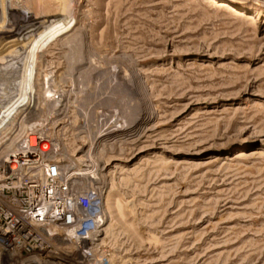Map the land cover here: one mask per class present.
I'll return each mask as SVG.
<instances>
[{"label":"rangeland","instance_id":"obj_1","mask_svg":"<svg viewBox=\"0 0 264 264\" xmlns=\"http://www.w3.org/2000/svg\"><path fill=\"white\" fill-rule=\"evenodd\" d=\"M69 1L35 38L0 39V82L43 97L0 160L32 131L52 143L78 190L99 189L109 264H264V0ZM79 64L106 103L58 116L55 88ZM132 121L133 137L99 143Z\"/></svg>","mask_w":264,"mask_h":264},{"label":"built area","instance_id":"obj_2","mask_svg":"<svg viewBox=\"0 0 264 264\" xmlns=\"http://www.w3.org/2000/svg\"><path fill=\"white\" fill-rule=\"evenodd\" d=\"M54 145L35 132L0 160V255L14 264H109L98 249V188L80 191ZM70 243L77 257L60 248Z\"/></svg>","mask_w":264,"mask_h":264},{"label":"bare ground","instance_id":"obj_3","mask_svg":"<svg viewBox=\"0 0 264 264\" xmlns=\"http://www.w3.org/2000/svg\"><path fill=\"white\" fill-rule=\"evenodd\" d=\"M57 1L60 0H55L54 2L52 0H0V39L3 37V35H7L8 33H12V32H17V34L19 35V37H21V39H25V38H30L31 39L35 38L37 36V34L34 35V32L37 30L42 29L46 24H48L49 22H51V20L60 15L61 13H67L68 16H70L71 14V8L69 5H71V3H69V0H63L65 1L64 3H62V1H60V5H57ZM214 1V0H213ZM49 2V5H47ZM52 2V3H51ZM53 3H55L53 5ZM36 4V5H35ZM49 6V7H48ZM60 6V7H59ZM219 6L223 7L224 9H228L227 4H220ZM230 10V8L228 9ZM227 10V11H228ZM233 11V10H231ZM230 11V12H231ZM20 13V17L18 18L16 16V14ZM64 15V14H63ZM66 17V16H65ZM67 18V17H66ZM59 20V19H58ZM8 22H13V24L9 25V29L6 26V24ZM58 24V23H57ZM60 24V23H59ZM52 28V27H51ZM24 33V34H23ZM36 33V32H35ZM10 37H7V39ZM13 43V42H12ZM10 44V43H9ZM13 64V62H11ZM17 63V62H16ZM28 63V62H27ZM19 64V62H18ZM2 65V64H1ZM8 65H10L8 63ZM84 64H79L75 69H73L68 75L69 78H63L61 80V82H59L60 84L57 85V88H55L56 90V95L53 96L55 98L54 101H52V103H54V107H57L56 109L62 111L61 113L59 112L58 116H62L63 115V110L65 111L68 108H74L76 106V104H82V105H86L90 106L91 109H95L98 107V103L100 104H105L103 102V98L98 99L96 97H99L100 95H98L96 92V94L98 96H95L93 94H89L88 91H90L92 89V91H96L98 90L97 88H101L102 84H100V82L98 81L97 83L95 82V80L93 79H98L99 75H90V76H85L82 79H79L78 77L75 78V74H78V68L80 66H83ZM3 66V65H2ZM24 66V65H23ZM28 66V65H27ZM4 67V66H3ZM2 67V68H3ZM7 67V66H6ZM10 67V66H9ZM8 67V68H9ZM18 67V66H17ZM0 68V69H2ZM15 68V67H14ZM66 68V67H65ZM5 69V68H3ZM19 69V68H18ZM67 69V68H66ZM11 70V69H10ZM17 70V69H16ZM1 71V70H0ZM14 71V70H13ZM78 71V72H77ZM4 72V71H3ZM23 73V72H22ZM56 72H53V74L55 75ZM49 75V73H47ZM103 74V73H101ZM7 75V73H6ZM52 75V74H51ZM50 75V76H51ZM11 75H9L10 77ZM14 76V75H13ZM11 76V78L13 77ZM21 76V75H19ZM36 77V76H35ZM109 77V76H108ZM20 78V77H19ZM24 78V77H23ZM47 78V77H46ZM3 79V78H2ZM14 79V78H13ZM12 79V80H13ZM22 78H20L21 80ZM28 79V78H27ZM107 79V78H106ZM18 80V79H17ZM19 80V81H20ZM25 80V79H24ZM45 80V79H44ZM91 80H93L96 84H93V82H91ZM105 80V79H104ZM27 80L23 81L24 83ZM101 81V80H100ZM103 81V80H102ZM22 82V81H21ZM29 82V81H28ZM131 81H129L130 83ZM7 83V81H6ZM40 83V82H38ZM90 83V84H88ZM28 84V83H26ZM43 84V83H42ZM20 85V84H19ZM21 85H23L21 83ZM41 85V84H40ZM109 85V84H108ZM16 86V85H15ZM24 86V85H23ZM28 86V85H27ZM83 86H85V91L81 92V90H83ZM25 87V86H24ZM23 87V88H24ZM105 87V86H104ZM21 88V87H20ZM26 88V87H25ZM107 88V87H106ZM31 92L28 93V90ZM30 89H28L25 92L19 93L16 90L10 89V88H6V86H3V84L0 82V137L3 136V138H6L9 134H10V130L8 129V131L6 130L8 126L13 127L15 126L18 122L20 121V117L23 116V118L21 119L22 121H29L31 118H33L35 116V112L38 110L39 105L38 103L40 102L41 98L43 99V97L39 96V95H33L34 91H33V87L31 86ZM38 89V88H37ZM104 89V88H103ZM133 89V88H132ZM88 90V91H87ZM21 91V90H20ZM101 91L104 90H100L99 93ZM10 92L9 94H6ZM33 92V93H32ZM86 92V96L84 97V93ZM88 92V93H87ZM95 93V92H94ZM13 94H18V95H23L25 96L24 99L26 98L25 101H19V110L16 114H14L11 110H9L10 108L9 106V101H10V97L9 95H13ZM82 94V96H81ZM101 94V93H100ZM103 94V93H102ZM104 95V94H103ZM22 96V97H23ZM20 97V96H19ZM78 98H80L78 100ZM105 98V97H104ZM73 99V100H72ZM21 100V99H20ZM77 100V101H76ZM105 101V100H104ZM22 102H25L22 104ZM48 102V101H47ZM85 103V104H84ZM99 104V106H100ZM38 105V106H37ZM107 107V105H106ZM105 107V108H106ZM84 108V106H83ZM89 108V107H88ZM101 108V107H100ZM110 108V107H109ZM41 109V108H40ZM55 109V110H56ZM90 109V108H89ZM107 109V108H106ZM108 110V109H107ZM116 110V109H115ZM5 113V114H4ZM66 113V112H65ZM64 113V114H65ZM85 113V111H84ZM89 113H91L89 111ZM3 114V115H2ZM115 114V113H114ZM11 115V117H9ZM86 115V114H85ZM57 116V114H56ZM2 117H4L5 119H2ZM136 118V117H135ZM19 119V120H17ZM60 119V118H59ZM61 121V120H60ZM51 122V121H50ZM23 123V122H22ZM57 123V122H56ZM61 123V122H60ZM63 123V121H62ZM4 127V129L2 128ZM9 127V128H10ZM114 129H108L105 130V133L100 135V141L101 142H105L110 138H118V137H133V133L135 132V126L132 122H128L123 124L122 126L118 127ZM26 129V128H25ZM33 132V131H32ZM155 132V130L153 129H147L146 130V134L151 135ZM37 133V132H36ZM39 134V133H38ZM145 134V135H146ZM45 136V135H44ZM141 137V136H140ZM145 137V136H143ZM149 137V136H148ZM44 138V137H43ZM46 138V137H45ZM146 138V137H145ZM138 139V138H137ZM45 140V139H44ZM133 141V140H132ZM134 141H138V140H134ZM4 142V141H1ZM132 143V142H131ZM136 143V142H135ZM16 148V147H15ZM14 149V148H13ZM11 150V149H10ZM7 155V153H6ZM57 155V154H55ZM3 156V155H2ZM58 156V155H57ZM92 157V156H91ZM4 158V157H3ZM89 159V157H88ZM61 160V159H60ZM63 160V159H62ZM61 160V161H62ZM79 163L82 162H86L82 161V159H77ZM91 161V160H90ZM77 164V163H75ZM71 166H73L72 164H69ZM76 166V165H75ZM107 166H109V164H107ZM86 167H88V165H86ZM73 168V167H72ZM71 168V169H72ZM76 170V168H74ZM78 169V168H77ZM84 169V168H83ZM82 169V170H83ZM73 170V169H72ZM85 170V169H84ZM87 171V170H85ZM84 171V172H85ZM101 171V169L99 170ZM72 172V171H71ZM75 172V171H73ZM72 172V173H73ZM81 172V171H80ZM76 173V172H75ZM87 174V173H86ZM82 176V175H81ZM84 178V177H83ZM94 179V178H93ZM94 182V181H92ZM100 183V182H99ZM102 183V182H101ZM97 184V183H96ZM82 188V187H81Z\"/></svg>","mask_w":264,"mask_h":264}]
</instances>
